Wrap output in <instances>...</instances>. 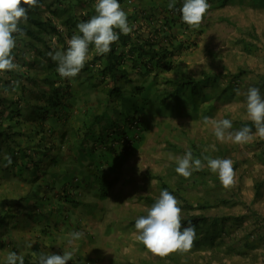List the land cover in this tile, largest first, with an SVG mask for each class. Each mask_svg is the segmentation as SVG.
Wrapping results in <instances>:
<instances>
[{
  "label": "rangeland",
  "instance_id": "374dc122",
  "mask_svg": "<svg viewBox=\"0 0 264 264\" xmlns=\"http://www.w3.org/2000/svg\"><path fill=\"white\" fill-rule=\"evenodd\" d=\"M181 1L183 0H176L178 5L175 10L163 9L161 5H158V8L161 9V15L158 16L159 23H164V14L166 15L170 11H172L170 15L175 19L173 28L168 32L169 35L174 36V44H177L176 51L173 50V54L170 57L173 71L164 75L165 77L171 78L178 73L175 71L185 70L191 75L199 77L203 71H208L215 75H221L220 80L216 84L227 86L228 80L225 75L228 72L234 73L239 67L245 68L249 73L248 76L233 81L232 85L233 90L240 89L241 95H237L234 92L235 94L230 100L226 96L222 97L215 102V114L208 116L217 120L230 119L233 123L230 131L238 130L235 127L238 124L244 121L251 122L246 114L245 100H243L244 96L242 93L246 92L249 87H252L250 80H252L253 76L256 77L257 74H264V7L255 8L248 5V3L220 6L214 4L212 0H208L210 8L203 17L202 22L198 27H190L181 21L178 11L181 7ZM166 2H169V0ZM152 8L154 6L152 7L150 4L146 6V17L152 13ZM154 24L157 25L155 20ZM146 25L151 29L154 26L148 21H146ZM147 26L146 33L148 31ZM64 35H66L65 31ZM64 37L65 39L62 41H57V39L54 41V47L57 50H66L67 40L70 39V36L66 35ZM241 40L250 43V46L245 51L242 48V44L239 43ZM159 42L161 45L172 47L169 38H162ZM17 45L24 44L22 41L17 40ZM23 53V56L12 53L15 57V62L20 65V69L16 70L18 71L16 75L13 74V71L0 72V86H10L14 80H19L20 84L25 82L27 85H30L32 83V77L42 76L44 72L42 68L29 67V63L35 53L29 50H25ZM92 56L93 53L91 50L88 53L87 59H92ZM131 75L135 80L137 79L134 74ZM158 80L161 81L162 77ZM216 84H211L205 89L206 96L203 98V103L200 104L201 110L197 117H193V112L182 101L181 104L183 106L180 105V101L174 103V100H172L170 104L163 102V100L161 102L158 99L155 101V86H152L153 92L151 95L150 93L148 95L146 94L148 100L146 102L145 145H141L139 149L137 146L135 152L129 158H123L126 162L122 173L119 174L113 187L114 192L108 200L102 202V210L104 207L107 208L105 216L102 218H94L90 216L92 213H89L85 206L79 208L86 215L87 221H85V217H82L83 222L80 223L82 229L79 228V230L84 233V236L77 242L78 244L83 242L91 245L92 243L87 241L89 234L92 235L91 239L94 243L93 254L95 255V260H92L93 263L86 262V264H208L209 261H212L209 264H221L220 262L222 264H264V250L257 248L242 254L238 251H240V247L244 242L237 240L238 238H245V233L247 232L261 236L264 234V195L261 199H255L253 201V185L255 180L264 181V140L259 137H254L249 143L238 145L229 141L220 142L216 139L211 126L203 122V117L206 116L207 109L214 104L213 98L218 94ZM3 87H0V122L4 126H7V123L14 121L13 119L15 118L11 119L12 112L9 115L6 114V108L12 105V100L17 98L19 94L18 89L12 91L11 88H9L6 94L3 91ZM160 90H162L161 84L158 86V93ZM27 95L29 96V94ZM82 98H85V96H82ZM22 100L23 104L28 101L27 98H22ZM176 104H179V108L175 110ZM22 119L19 122V127L26 133L28 131L26 124L28 125V123H25L24 120L31 123L34 120L29 117L28 119ZM191 141L196 144L200 143L199 146L205 152L209 153H212L214 150L216 151V149L218 150L217 147L223 148L227 146L236 149V151L230 152L222 158L233 161L235 171L234 194H237V197L234 199L237 201V204L232 206H215L206 211L205 214L210 219L214 217L239 216L242 217L240 220L241 223L234 224L231 220L225 223V227L229 233L225 232L222 236L224 244L219 250H215V248L209 251L190 249L185 253L173 252L166 256L154 255L142 243L137 242L133 235L136 232L132 224L133 221L141 215H146L147 209L153 205L152 201L149 202L144 197L152 198L155 201L160 192L165 190L164 184L170 187L167 189L169 192L170 189L175 190L179 188L183 196L193 203L202 201L207 195L210 196V200L213 202L215 194L216 196L220 195L221 197L228 198L232 193L224 188L221 190H212L214 192L211 191V194H207L205 192L206 188L199 186L200 183L196 182V174L185 179L175 172L177 165L174 160L168 159V154L182 156L188 148L192 149ZM130 142L132 143L133 140ZM10 147L15 150L17 149L13 160L15 164L23 166L24 160L22 159L23 153L20 151L21 147H18L16 144H12ZM19 148L20 150H18ZM7 153L5 150V154ZM34 161H36L37 171L40 174L34 185L19 178V175L15 179H9L8 174L0 173V213L6 208L2 200L4 195L11 197L7 198V201L18 199L19 205L21 206L19 209L18 206L13 207V210L17 211L15 212L17 219L13 221V224H5V227L9 229V234L8 230L5 229L6 238L10 239L11 231V243H5L4 247L0 248V264H6V257L9 252H16L18 255L25 256L31 250L27 248L32 238L36 237L42 239L43 236L45 240L43 244H46L47 247L49 244H52L54 247H59L58 245H60L65 250H72L67 243L69 235L60 236L58 240L60 230L54 227L50 230L51 225L47 224L51 221L50 218H40L36 214L32 216V220L28 219V201L24 197L27 196L28 191H32V186L40 184L36 192V201L38 202L37 197L39 196V192L45 187V180L41 179L43 176L42 173L48 168L46 160L42 159L39 162L37 156L34 158ZM34 161L31 164L33 168H35ZM13 166L12 164L11 167ZM14 169H18L17 166ZM102 172L107 174L109 178H113V175L116 173L115 171L107 173V168ZM82 175V173H79V179L83 178ZM210 185H212L211 180H209ZM89 192L92 193V191ZM56 194L63 197L59 192H56ZM70 194L71 191H67V195ZM118 194L124 196L120 200L123 205L116 203ZM97 195L96 191L93 192L90 199L97 200L95 198ZM173 195L180 201L179 206L181 207L182 202L180 197L175 194ZM125 200H128V202L125 203ZM77 202L78 204L81 202L84 203L81 200H77ZM39 203L41 205V201ZM86 203L88 202L84 204ZM97 212H99V209H95V213ZM201 212L198 211V213ZM77 215L80 217L82 214L78 212ZM185 215V210L182 209L181 217ZM61 216L62 218H55L61 224H65V214ZM19 222L24 227L16 224ZM53 222L55 221L53 220ZM72 222L76 226L77 220L73 218ZM28 224L31 227L27 226ZM63 231L64 229L61 230V233ZM51 236L55 237L50 241ZM12 247L14 248L12 249ZM49 249L51 248L49 247ZM30 253L31 256L29 257V254L27 256L32 260L35 258L33 255L34 251H30ZM80 257L84 262L85 260L91 261L87 260L89 258L84 256ZM80 257H74L73 260H81ZM69 262L71 261H68L67 264Z\"/></svg>",
  "mask_w": 264,
  "mask_h": 264
},
{
  "label": "trees",
  "instance_id": "16d2710c",
  "mask_svg": "<svg viewBox=\"0 0 264 264\" xmlns=\"http://www.w3.org/2000/svg\"><path fill=\"white\" fill-rule=\"evenodd\" d=\"M124 1L119 0V3L121 4ZM212 2L220 6L229 3L240 5L248 3V5L255 8L264 7V0H212ZM94 4L95 0H38L39 6L30 9L27 22H21L20 24L26 35L22 38L17 36V40L22 41L24 45H16L13 49V54L23 56L25 50L33 51L35 55L32 57L29 67L42 68L44 72L41 77H32L30 85L25 82L19 84L16 88L18 89V97L12 100L13 103L9 108H6V114L9 115L12 112L11 119H15L7 123V126L0 122V173L8 174L9 179H15L19 175V178L34 185L40 176L34 158L38 156L39 162L42 159L47 161L48 168L44 170L41 177V179L45 180L46 188L44 187L39 192L38 202L36 201V192L40 184L32 186V191H28L27 196L24 197L28 201V219L31 220L33 215L39 213V206L43 208L44 202L50 198V196L46 195L47 192H44L49 187L54 190V193L59 192V194H62L61 196L63 197L61 199L66 198L68 202H76L70 198L71 196L67 195L68 188L66 186L59 187L57 185L55 187L54 184L57 182L50 180L53 175L55 179L53 178L52 180L56 181L61 176L62 170L65 169L62 163L64 145H82L86 136L82 137L81 135L84 134V129L90 127V124L99 125L103 122V116L109 112H115L119 115L123 114L125 116L123 118L124 122L120 125H115L113 122L110 130L100 134L95 144L94 142L93 144H98L100 147L97 153H114L116 151L124 153L131 147L129 146L132 145L130 141L135 139L139 132L146 129V119H143L146 116V102L148 100L146 94H152V86H155V101L157 99L159 102L163 100V102H168V104L172 100H174V103L180 101V105H187L188 109L193 112V117H197L201 110L200 104L203 103V98L206 96L205 89L211 84H216L221 77V75H215L208 71H203L199 77H195L185 70L175 71L178 73L174 77H165L164 74L173 71L170 57L173 54V50L176 51L177 49V44H174V36L168 34L169 30L173 28L175 19L172 15H168L163 17L165 19L164 23H159V15L155 14L156 11L153 9L151 10L152 13L146 17V21L154 26L151 29L145 24V27L147 26L148 28L147 33L146 28L143 31L142 24H137L136 22L138 20L137 15L140 17V13L144 14L142 12H145V10L136 12L137 14L135 13L134 15L136 16L134 17L129 15L128 22L130 26L135 25L129 35L120 34L119 40L111 45V51L104 55L96 54L94 47L90 46L89 52L92 50L93 58L87 59L89 61H86L84 68L77 75L78 77L62 79L56 71V63L51 61L47 54L49 51L57 50L54 47L56 39L57 41H62L66 35L71 38L73 34L78 32L76 25L79 22L86 21L95 15ZM177 5L178 2H176L173 10L177 9ZM154 20L157 25L154 24ZM64 31L66 35H64ZM162 38H169L172 47L161 45L159 41ZM239 43L242 44L244 51L250 46V43L245 40H241ZM17 72L15 70L13 74L16 75L18 74ZM131 74H134L137 79L135 80ZM248 74V71L243 67H239L234 73L228 72L225 75L228 85L220 86L216 84L218 94L213 98L214 104L207 109L206 116L215 114V102L219 99L226 96L230 100L235 94L232 86L233 81L247 77ZM160 77H162L161 81L158 80ZM250 82L252 87L259 88L261 95L264 96V74L253 76ZM159 83L162 85V90L158 93ZM23 94L25 95L23 96ZM82 96H85V98H82ZM22 98H27L28 101L23 104ZM243 100H245V97ZM181 101L183 104H181ZM178 105L176 104L175 110L179 108ZM128 106L131 107L132 111L126 113ZM186 113L188 114L187 111ZM28 117L34 121L31 123L24 120L25 123H28V125L26 124L28 131L24 133L19 127V122L23 120L22 118L28 119ZM243 126L253 127L252 122L246 121L235 127L240 129ZM12 144L21 147V150L20 148L18 150L23 153V166H18L13 161L17 149H12L10 147ZM199 145L200 143L196 144L191 141L192 149L188 148L186 151L191 150L194 158L201 159L204 156L222 158L230 152L236 151L235 148L225 146L223 148L217 147L218 150L216 149V151L209 153L205 152ZM5 150L8 152L7 154H5ZM90 152L93 154L91 149ZM5 155L11 157L13 167H11L12 164L7 167L4 166L7 164L4 159ZM70 155L72 157L75 156L73 154ZM122 156L124 158V154ZM33 161L35 162V168L31 166ZM16 166L18 169L15 170ZM70 172L72 171L70 170ZM195 174L196 182L200 183L199 186L206 188L205 192L207 194H211L212 190L224 189L217 175L213 174L209 169L194 171L192 175ZM72 175L74 176L73 173ZM209 180L212 183L210 186ZM95 182L99 186L98 197L106 199L114 180L109 178L108 175L97 174L95 175ZM163 186L164 189L170 188L165 184ZM234 189L235 185L228 188L229 192H232L228 198L220 195L216 196L215 194V199L211 202L210 196L207 195L205 199L202 201L199 199L200 201L195 203L183 196L179 188L170 189L172 194L180 197L181 208L185 210L186 215L181 217L182 227H187L189 222L195 226L196 238L191 250L209 251L212 248L219 250L224 244L222 236L225 232L229 233L225 223L230 220L234 224L241 223L242 217L239 216L214 217L210 219L205 214L206 211L215 206L237 204L234 199L237 197V194H234ZM253 189V201L261 199L264 195V181L255 180ZM7 198L11 197L4 195L2 198L6 208L0 213V248L4 247L5 243H11V231L10 239L6 238V230H8L9 234V229L5 227V224L12 225L13 221L17 219L15 213L17 211L13 210V207L18 206V209L21 208L18 199L7 201ZM144 198H147L149 202L152 201V203L156 201L149 197ZM77 204L75 203V205ZM198 211L202 212L198 213ZM12 212L14 213L12 214ZM136 219L133 221V225H135ZM53 239L54 237L51 236L50 241ZM40 240H44L43 236ZM237 240L244 242L240 247V251H238L239 249L237 250L242 254L257 248L264 250V234L261 236L247 232L245 233V238H238ZM46 246V244L40 246L41 252H45L48 248ZM34 249V252H40L37 250L39 249L38 246L34 247ZM28 252L23 256L24 264H37V257L35 256V258L30 260L31 253L30 251ZM28 254L29 257L27 256ZM209 262L211 263L212 261ZM220 263L222 264V262ZM68 264H71V262Z\"/></svg>",
  "mask_w": 264,
  "mask_h": 264
},
{
  "label": "clouds",
  "instance_id": "9594fccd",
  "mask_svg": "<svg viewBox=\"0 0 264 264\" xmlns=\"http://www.w3.org/2000/svg\"><path fill=\"white\" fill-rule=\"evenodd\" d=\"M181 2V7L178 9L181 21L190 27H198L210 8L208 0ZM37 6H39L38 0H0V72L20 69L12 54L13 49L17 45V36L22 38L26 35L24 29L20 27L21 22L26 23L29 10ZM175 6L176 0H169L168 9L172 10ZM93 7L95 15L76 25L78 32L67 40L66 50L54 49L47 54L56 63V71L62 78L72 79L81 72L87 61L90 46L94 47L98 55L107 54L111 51V45L119 40L120 34L127 36L135 27V25L130 26L128 15L119 0H95ZM153 9L155 6L151 10ZM171 12H167L164 16L170 15ZM157 14L161 15V9H158ZM139 24H142L144 31L146 11L140 17ZM19 84V80H14L10 86L0 87H3V91L7 94L9 88L15 91ZM233 91L241 95L240 89ZM242 94L245 97L246 114L253 127L243 126L238 130L230 131L233 127L230 119L217 120L208 116L203 117L204 124L211 126L214 136L220 142L229 141L244 145L254 137L264 140V96L257 87H249ZM4 159L7 161L5 167L13 162L8 155H5ZM168 159L175 161L177 165L175 172L185 179L190 178L194 171L207 168L217 175L225 189L235 185V171L231 159L208 156H204L203 159L194 158L191 150L186 151L182 156L169 153ZM179 205L180 201L167 189L161 191L153 205L147 209V214L136 219L134 225L136 232L133 234L135 240L158 256H166L173 252H188L196 238V229L191 222L187 227H182V209ZM83 236L84 233L80 231L69 233L67 243L73 250H63L62 255L34 252L37 264H67L68 261H72L76 251L73 246ZM28 247L31 248L32 245L29 244ZM6 264H24V257L16 252H9Z\"/></svg>",
  "mask_w": 264,
  "mask_h": 264
},
{
  "label": "crops",
  "instance_id": "0c3cea01",
  "mask_svg": "<svg viewBox=\"0 0 264 264\" xmlns=\"http://www.w3.org/2000/svg\"><path fill=\"white\" fill-rule=\"evenodd\" d=\"M166 1L167 0H125L123 3H121V7L126 11L128 16L132 15V17H134L136 16L134 15L136 12H140L142 10L146 11V6L150 4L152 6L153 5L155 6V11H156L155 14H157V11L159 9L158 5H161L162 6L161 8L163 9H168L167 5L169 2H166ZM229 4H236V3H229ZM141 16H143V14L140 13V17ZM137 17H138V20H136V22L137 24H139L140 17L138 15ZM131 111H132L131 107L128 106L126 113L131 112ZM124 117L125 116L123 114L119 115L115 112L106 113L103 116V122H101L99 125L90 124V127L88 129L86 128L83 130L84 134H82L81 136L82 137L86 136V139H84L85 142L83 141L84 143L82 145H64V148L62 149L64 151V158L62 159V163H63V166H65L64 167L65 169L62 170L61 176L56 181L52 180L53 178L55 179V176L53 175L50 181L57 182L56 184H54L55 187L57 185L59 187L66 186L68 188V191L69 192L71 191V194L69 195L71 196L70 198L74 199V201L76 202H70L69 204V202L66 201V198L61 199V197L58 194L54 193V190H51L49 187V189H47V191L45 192L48 193V196H50V198L48 199L47 202L43 204L42 206L43 208L39 207V213H38L40 218H42V215H44L45 219H48V218L51 219V221L47 223L48 225L49 224L51 225L50 230H52V227L57 228V230H60L58 233L59 235L58 240L60 239V236H68L69 233H71L72 231H80L79 228L82 229V226L80 227V223L83 222L82 217H85L86 215L83 213L82 210L79 209L81 206H85L86 210L89 213H92L90 215L91 217L102 218L105 216V213L107 212L106 210L107 208L104 207L102 210V206H103L102 202L108 200L114 192L113 187L117 181L119 174L122 173L124 164L126 162V160L123 159L122 155L124 154V158H127V157L129 158L135 152V148L137 146L139 149L141 145H145L144 142L146 139V129L138 133L136 138L133 139L132 145H129L131 147L124 153H120V151H116L114 153H107V152L97 153L100 147L98 146V144L96 145L94 144L98 136H100V134L108 132L113 122L115 123V125L117 124L120 125L121 123H123ZM143 119H146V116ZM90 149L92 150L93 154L90 152ZM69 153L75 156L72 157ZM106 168H107V173L108 172L110 173V171L116 172L115 175H113L112 179L114 180V183L109 189V194L107 198L100 199L97 195L95 197L97 198V200L90 199L93 192L96 191V193L99 194V186L95 182V175L104 174L102 171L105 170ZM70 170L72 172H70ZM72 173L74 174V176L72 175ZM79 173L83 174L82 179H78ZM89 191H92V193ZM123 197H124L123 195L118 194L116 197L117 198L116 203L119 205H123L120 202V200ZM77 200H81V201H84V203L85 202H88V203L84 204L81 202L80 204L75 205V203H78ZM125 202L127 203L128 200H125ZM95 209H99V212L95 213ZM78 212L82 214L80 217H78L77 215ZM63 214H65L64 216L65 224H61L55 218V217L62 218L61 215ZM73 218L77 220L76 226L74 225V222H72ZM85 218H86L85 221H87V217ZM53 220L55 222H53ZM94 221H100V220H94ZM18 225L24 227L21 222H19ZM27 226L31 227L30 224H28ZM61 228L64 229L63 233H61V230H62ZM91 237L92 235L88 234L87 241L88 242L90 241L89 243H92L91 245H88L87 243L85 244L83 242L78 244V242H76V244L73 246L76 249L74 257L84 256L86 258H89L87 260H91V261L85 260L84 262L80 257L81 260H77V259L72 260L71 262H73V264H86V262L93 263L92 260H95L94 259L95 255L93 254L94 253V250H93L94 243ZM40 239L38 237L32 238L31 243H30L32 247L31 248L28 247L27 249H31L30 251H32V250H35L34 246L40 247L43 243H45V240L43 242V240H40ZM58 246L59 247H54L52 244H49L48 248L47 249L44 248V249H46L45 252L47 251V252L62 255L63 250L65 249L60 245ZM49 247L51 249H49ZM70 248L73 250L72 247ZM37 250L41 252L40 248Z\"/></svg>",
  "mask_w": 264,
  "mask_h": 264
}]
</instances>
